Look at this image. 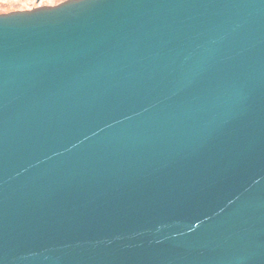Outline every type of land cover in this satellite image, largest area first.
Returning <instances> with one entry per match:
<instances>
[{
	"label": "water",
	"instance_id": "95a60500",
	"mask_svg": "<svg viewBox=\"0 0 264 264\" xmlns=\"http://www.w3.org/2000/svg\"><path fill=\"white\" fill-rule=\"evenodd\" d=\"M0 264H264V0L0 13Z\"/></svg>",
	"mask_w": 264,
	"mask_h": 264
},
{
	"label": "rangeland",
	"instance_id": "374dc122",
	"mask_svg": "<svg viewBox=\"0 0 264 264\" xmlns=\"http://www.w3.org/2000/svg\"><path fill=\"white\" fill-rule=\"evenodd\" d=\"M66 0H0V13L31 10L40 6H56Z\"/></svg>",
	"mask_w": 264,
	"mask_h": 264
}]
</instances>
